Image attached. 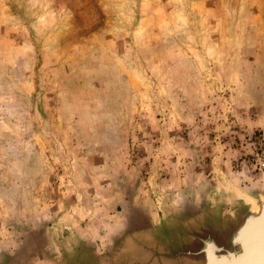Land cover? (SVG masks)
I'll list each match as a JSON object with an SVG mask.
<instances>
[{
	"label": "rangeland",
	"instance_id": "374dc122",
	"mask_svg": "<svg viewBox=\"0 0 264 264\" xmlns=\"http://www.w3.org/2000/svg\"><path fill=\"white\" fill-rule=\"evenodd\" d=\"M263 148L264 0H0V264L241 196Z\"/></svg>",
	"mask_w": 264,
	"mask_h": 264
},
{
	"label": "flooded vegetation",
	"instance_id": "af4514ba",
	"mask_svg": "<svg viewBox=\"0 0 264 264\" xmlns=\"http://www.w3.org/2000/svg\"><path fill=\"white\" fill-rule=\"evenodd\" d=\"M263 195L264 191L261 196ZM248 209L249 206L242 207L234 215L229 214L227 218L222 217L224 219H219L216 212L213 213L211 209H204L203 215L199 218L192 217L190 220L176 218L171 220L168 226L161 225L162 223L147 225L134 232L133 241L126 242L134 233L127 235L118 244L107 249L104 255L94 251L79 250L73 245H65L60 248L59 255L43 250L39 256H33L28 264H158V260L162 259L170 260H166V263L160 262V264H203V258L206 256L208 248L207 244L212 245V250L213 252L217 251L216 253L225 249L224 246L232 230L238 225L240 218L247 213ZM234 217L236 222L232 223L233 221L231 222L230 219ZM173 225L176 227L174 231L168 229ZM155 228L160 231L167 229V231L166 233L161 231L157 236L150 235L151 230ZM143 234L149 235L143 236ZM139 236H143L144 239H140ZM137 242H142L143 246L151 249L152 247H161L163 252H155L150 259L143 258L141 261L138 255L135 258L136 254L133 255L128 250L132 245V248L135 249L134 244ZM151 243L155 246H150ZM128 245H130L129 248H127ZM174 250L175 252L172 254L171 252ZM128 256H133V258Z\"/></svg>",
	"mask_w": 264,
	"mask_h": 264
},
{
	"label": "water",
	"instance_id": "95a60500",
	"mask_svg": "<svg viewBox=\"0 0 264 264\" xmlns=\"http://www.w3.org/2000/svg\"><path fill=\"white\" fill-rule=\"evenodd\" d=\"M225 249L203 264H264V195L252 202L232 230Z\"/></svg>",
	"mask_w": 264,
	"mask_h": 264
},
{
	"label": "crops",
	"instance_id": "0c3cea01",
	"mask_svg": "<svg viewBox=\"0 0 264 264\" xmlns=\"http://www.w3.org/2000/svg\"><path fill=\"white\" fill-rule=\"evenodd\" d=\"M262 179H263V185L259 186L257 188H246L245 190H242V195L239 196L240 194H236L233 190L228 189V192H226L222 198L219 201L216 200L215 203H213L212 201H209L210 196H208V198H202L201 199H197V200H193L191 202V204L189 203V209L188 208H184L182 210V213H180L177 216H173L171 218V220L176 219V218H180V219H184V218H188V220H190V218H199L203 215L204 213V209H211L214 212L216 211H220V213H216V215L218 216L219 219H224L227 218L229 214H233L237 212V210H239L242 207H250L252 202H258L259 199L262 197V193L264 191V173L263 175H261ZM263 187V189H262ZM216 196H220L216 195ZM212 202V203H211ZM231 203L232 205V211L231 212H225V211H221L218 207L219 204H223L228 206ZM211 204V205H210ZM224 217V218H222ZM140 243V244H139ZM144 244H142V242H137L134 244L135 249L142 247L144 249V253L143 254L145 257V259L147 258H151L152 255H154V253H161L163 252V248L159 247V248H154L152 247H145L143 246ZM63 246H60V248H62ZM175 250L172 251L171 253L174 254ZM151 253V254H150ZM137 257V254L135 255V258ZM139 257V255H138ZM136 261V259H135ZM138 261V260H137Z\"/></svg>",
	"mask_w": 264,
	"mask_h": 264
},
{
	"label": "built area",
	"instance_id": "2783aa9c",
	"mask_svg": "<svg viewBox=\"0 0 264 264\" xmlns=\"http://www.w3.org/2000/svg\"><path fill=\"white\" fill-rule=\"evenodd\" d=\"M258 155L259 156L252 158V161L256 162L255 164L258 167L257 168L258 170H264V148L262 149V151Z\"/></svg>",
	"mask_w": 264,
	"mask_h": 264
},
{
	"label": "bare ground",
	"instance_id": "6f19581e",
	"mask_svg": "<svg viewBox=\"0 0 264 264\" xmlns=\"http://www.w3.org/2000/svg\"><path fill=\"white\" fill-rule=\"evenodd\" d=\"M207 247L211 248V250L209 252L207 250L206 257H210V258L214 259V257L217 255V253H216L217 251L213 252L212 245L207 244Z\"/></svg>",
	"mask_w": 264,
	"mask_h": 264
}]
</instances>
